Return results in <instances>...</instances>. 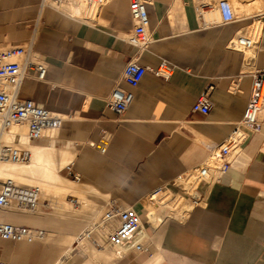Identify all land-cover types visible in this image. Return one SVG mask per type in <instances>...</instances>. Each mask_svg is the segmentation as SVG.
<instances>
[{
  "label": "crops",
  "instance_id": "crops-1",
  "mask_svg": "<svg viewBox=\"0 0 264 264\" xmlns=\"http://www.w3.org/2000/svg\"><path fill=\"white\" fill-rule=\"evenodd\" d=\"M42 1L0 0V49L29 39ZM215 3L147 0L153 42L140 53L126 40L134 28L130 0H110L96 22L64 11L67 4L47 2L35 45L48 64L46 78L27 79L20 97L64 121L55 138L33 143L70 151L72 162L62 171L100 193L108 206H133L144 218L143 202L160 188L194 202L180 180L232 135L247 109L254 73L264 70V27L247 68L246 53L230 48L264 13L251 14L252 5L251 13L233 22H208L204 9L214 10ZM137 57L145 67L166 61L175 70L169 80L149 72L137 88L121 83L134 101L120 116L105 99ZM207 90L210 112H194ZM104 132L110 140L101 153L91 144ZM231 160L213 181L199 183L196 194L204 203L185 219H169L164 230L144 223L138 241L148 244L146 251L102 261L78 253L63 264H264V114L261 130ZM41 250L39 244L2 240L0 261L41 264Z\"/></svg>",
  "mask_w": 264,
  "mask_h": 264
},
{
  "label": "built area",
  "instance_id": "built-area-1",
  "mask_svg": "<svg viewBox=\"0 0 264 264\" xmlns=\"http://www.w3.org/2000/svg\"><path fill=\"white\" fill-rule=\"evenodd\" d=\"M68 1L43 0L40 8V16L34 23L33 32L29 39L21 45L0 49V137L14 125H27L28 140L30 142H36L46 137L47 131H58L61 127L64 121V117L61 114L52 112L35 101L22 99L20 94L24 82L27 79L45 81L46 78L48 64L37 54L35 45L38 30L42 22L41 15L47 2L63 5L68 3ZM146 4L147 0H130V12L134 28L126 40L131 45L136 46L140 53L146 51L153 42L149 31V17ZM217 8L220 12L222 23H230L237 19L236 12L229 0L219 1ZM257 22L261 23L262 27H264V15H261ZM243 40L240 43H243ZM260 40L256 42V45ZM230 48L239 50L236 48L234 41L230 44ZM174 70L175 67L166 61L162 62L158 68H150L141 65L139 63V57L131 60L125 66L119 82L105 99L107 107L120 116L124 115L134 101V94L132 91L123 88L121 83H126L131 88H137L144 76L149 72L156 77L169 80ZM211 108L212 103L209 98V90H207L198 98L193 111L207 115ZM263 110L264 70L254 73L251 96L243 120L236 125L232 135L211 152L214 159L221 163L220 174L232 166L229 156L234 151L244 148L250 137L261 130V114ZM109 140V135L104 132L100 142L92 143L91 146L95 147L101 153H106ZM20 143V136H17L14 143L11 144H2L0 141V160L14 162L29 161L30 152L18 147ZM193 172L196 176V192L200 182L211 181L208 179L210 169L207 165L202 164L194 168ZM179 184L182 186L181 180ZM168 192L171 191L160 188L152 196L162 193L166 194ZM171 193L174 194L173 192ZM194 197V202H196L197 198L196 196ZM42 206L41 195L37 189L20 186L11 181L1 184L0 210L17 207L22 211L37 212ZM143 208L145 210L144 205ZM107 218L117 219L119 226L107 236L104 244H101L97 240L94 233L91 234V239L98 248L104 249L107 247L115 250L118 260L124 258L130 252L141 253L146 251L148 244L138 241L142 226L144 223L146 224V219L143 218L135 207H124L111 201ZM47 234L48 232L46 230L35 226L0 222V240L16 243H33L43 239ZM0 264L14 263L0 261Z\"/></svg>",
  "mask_w": 264,
  "mask_h": 264
},
{
  "label": "bare ground",
  "instance_id": "bare-ground-1",
  "mask_svg": "<svg viewBox=\"0 0 264 264\" xmlns=\"http://www.w3.org/2000/svg\"><path fill=\"white\" fill-rule=\"evenodd\" d=\"M109 1L110 0H69L68 3H65L67 5L61 8L76 18H81L88 22H96L100 10ZM245 1L248 0L230 1L236 15L240 12L242 13L249 10L252 4L255 6L260 0L248 1L251 2L250 4H245ZM203 14L208 22H213L218 19L221 20L218 8L214 10L205 8ZM262 31V24L258 23L253 31L248 34L242 32L240 33L241 35L237 36L234 40L236 48L244 51L247 55L246 68L250 66L253 59L256 57L257 50H259L256 47V42L261 39ZM242 39H244V42L240 43ZM263 114L264 110L261 116H263ZM57 132V130H49L46 132V137L49 136V138L53 139L57 136ZM17 136L21 138V143L18 147L28 150L30 152V159L26 162L0 160V183L2 181L1 184L11 181L20 186L37 189L41 195L42 210L49 208V204L43 203L44 200L58 198L60 201L58 200V202L56 199L53 201L56 202L57 205L55 204L56 208L51 213L22 211L17 207L0 210V222H7L14 225L23 223L34 225L35 227L50 228L51 232L48 230L49 233L43 239L28 243L42 246L40 258L38 260L41 264L65 263L76 254V243L81 246L83 254L96 260L102 261L105 258H114L115 260L118 258L115 250L107 247L100 249L91 239V234L94 233L97 239L104 244L107 236L113 232L118 221L117 219H108L107 213L105 215L106 206L93 201L89 195L92 193L101 194L90 187L82 185L78 180L71 181L61 174V171L72 162L73 154L66 149L56 146L38 145L30 142L28 140L27 125H14L0 137V141L2 144H11L14 143ZM241 151L242 148L234 151L229 156V160L232 162L231 159L239 155ZM207 163H209V165ZM207 163L205 165L210 169V176L208 179L213 181L220 174L221 163L214 159L212 153ZM195 178L196 176L192 170L181 179V183L182 187L189 194L196 196V202H189L184 196L174 195L171 192L148 197L151 198L152 201L156 200L157 202L155 205L144 203L148 201V198L143 202L144 207L146 206L144 218L147 223L150 224V222L153 221L164 230L169 219H166L159 213V208L170 209L171 214L174 215V217L171 215L173 218L185 219L193 210L194 206L202 205L204 203L203 199L195 192ZM108 207L110 208V204ZM61 226L64 228H61ZM142 231L143 230H141V232ZM141 236L142 235H140L139 239H142Z\"/></svg>",
  "mask_w": 264,
  "mask_h": 264
},
{
  "label": "rangeland",
  "instance_id": "rangeland-1",
  "mask_svg": "<svg viewBox=\"0 0 264 264\" xmlns=\"http://www.w3.org/2000/svg\"><path fill=\"white\" fill-rule=\"evenodd\" d=\"M216 1V3H215V7H217V5H218V3H219V1H221V0H215ZM229 1H233V0H229ZM258 3H259V5H258ZM253 5V4H252ZM258 5V6H257ZM254 6V5H253ZM255 9H254V12L253 13H251V11H247V13L246 12H240L239 14H237V16L238 17H243V16H245V14H248V13H251V14H255V13H264V0H260V1H258L256 4H255ZM255 25V24H254ZM258 25V23L255 25V26H257ZM255 26L253 27V28H250V29H248V30H246V31H244V32H251V31H253V29L255 28ZM53 133V132H52ZM50 134V133H49ZM37 142H41V141H37ZM201 164H203V163H201ZM208 165H209V163H207ZM61 174L64 176V177H66L67 179H69V180H71V181H74L75 179H72V178H70V177H67V174L64 172V171H61ZM3 182V181H2ZM1 182V183H2ZM1 183H0V185H1ZM90 195V198L93 200V201H96V202H98V203H100V204H103V205H105L106 206V212H105V215H106V213L108 212V210H109V207H108V203H109V201H107L103 196H101V195H98V194H95V193H92V194H89ZM162 195V194H161ZM160 195V196H161ZM159 196V197H160ZM55 199L56 198H50V199H46V200H44L43 201V203L44 204H49V208L48 209H39L38 211H40V213H51V212H53L54 210H55V206L57 205V203L56 202H53V201H55ZM72 199H75V198H72ZM50 200V201H49ZM60 201V199H56V201ZM58 201V202H59ZM156 200H151V198H148V201H146V202H144V203H147V204H151V205H155L156 204ZM56 204V205H55ZM146 207V206H145ZM44 211V212H43ZM159 213H161L163 216H165V218L166 219H175V218H173L174 217V215L173 214H171V210L170 209H165V208H159ZM173 217H172V216ZM172 217V218H171ZM180 221V220H179ZM19 225H28V224H23V223H20ZM29 226H34V225H29ZM117 227H118V221H117V224H116V226H115V228H114V230L113 231H115L116 229H117ZM38 228H44V229H46L47 231L48 230H50V228H46V227H38ZM61 228H64L63 226H61ZM100 229V228H99ZM100 230H102V229H100ZM49 233V232H48ZM141 235V234H140ZM98 241H99V239H97ZM140 240V239H139ZM0 241H2V240H0ZM100 242V241H99ZM101 244H103L102 242H100ZM77 245V246H76ZM75 246L77 247V250H76V254H78L79 252H82V253H79V255H81V254H83V251H82V248H81V246H79V244L77 243V244H75Z\"/></svg>",
  "mask_w": 264,
  "mask_h": 264
}]
</instances>
